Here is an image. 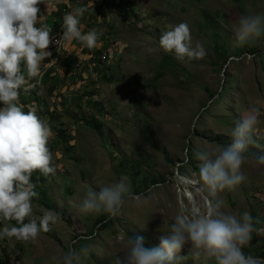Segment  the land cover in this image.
<instances>
[{
	"label": "rangeland",
	"instance_id": "374dc122",
	"mask_svg": "<svg viewBox=\"0 0 264 264\" xmlns=\"http://www.w3.org/2000/svg\"><path fill=\"white\" fill-rule=\"evenodd\" d=\"M74 1L52 0L48 13L46 5H38L46 18L36 26L49 27L52 36L65 13L85 6L86 31L101 33L98 45L65 42L53 72L58 80L44 84L43 105L39 92L19 96L25 112L34 106L53 133L48 147L56 172L33 173L39 195L31 218L38 221L41 209H49L60 219L34 244L0 240V264H60L65 252L82 245L90 254L81 264H114L126 251L127 237L158 247L177 214L203 210V194L188 183L196 179L200 154L229 145L236 122L253 108L261 115L255 143L244 154L245 179L219 198L221 211L237 217L247 211L258 218L257 228L264 227V165L256 161L264 155V38L235 43L239 17L264 18V0ZM182 22L190 27L192 45L205 48L204 59L181 63L160 49L162 32ZM68 44L83 48L85 56L66 59ZM50 59L41 62L40 71ZM91 121L100 124L99 131ZM121 179L132 193L150 194L147 202H129L115 218L80 213L87 190ZM243 251L264 258V235L253 233ZM186 254L187 246L181 255ZM180 264L205 262L188 258Z\"/></svg>",
	"mask_w": 264,
	"mask_h": 264
},
{
	"label": "clouds",
	"instance_id": "9594fccd",
	"mask_svg": "<svg viewBox=\"0 0 264 264\" xmlns=\"http://www.w3.org/2000/svg\"><path fill=\"white\" fill-rule=\"evenodd\" d=\"M47 6V13L55 7L52 0H0V240L14 238L23 243H36L41 233L52 230L59 221V214L41 209L42 216L33 219V199L38 198L33 173L45 177L54 175L53 155L48 143L53 136L46 121L37 115V109L20 102L21 91L29 92L36 85L30 81L40 71L41 62L51 56L47 51L51 43V29L37 27L46 15L38 5ZM88 11L85 6H76L63 16L62 37L56 41H78L83 47L95 48L100 32L91 29L81 31V18ZM264 38V18L258 15H242L235 29L237 46L254 43ZM159 47L172 54L181 63L202 60L206 50L199 42L192 45L191 30L187 23L169 25L162 32ZM53 62H55L53 60ZM127 103V102H124ZM261 113L253 108L239 119L231 131V143L213 152L200 154L196 179L189 184L203 194V210L194 207L191 211L177 214L167 233L162 231L159 246L145 248L142 238L127 237L126 251L114 259V264H180L181 260L214 261V264H264V258L245 254L244 247L253 233L264 235V227L257 228L258 218L249 212L239 217L221 211L219 194L235 191L244 181L241 171L245 153L254 144V130ZM256 161L264 165V155ZM150 194H134L124 179L99 191L87 190L79 205L81 214H104L108 218L119 216L126 204L146 203ZM28 222H25V219ZM16 221L15 225L9 224ZM187 246V254L181 255ZM90 248L82 245L72 247L62 256L60 264H81L89 256ZM53 259H56L53 257Z\"/></svg>",
	"mask_w": 264,
	"mask_h": 264
},
{
	"label": "built area",
	"instance_id": "2783aa9c",
	"mask_svg": "<svg viewBox=\"0 0 264 264\" xmlns=\"http://www.w3.org/2000/svg\"><path fill=\"white\" fill-rule=\"evenodd\" d=\"M61 25L56 29L55 33H53V35L51 36V43L49 48L47 49V51L51 52V56L49 57L51 58L50 61H48L46 63L45 68L39 71V74L33 80L30 81L31 83L36 85L35 88L29 90L31 91V94L43 90L44 84L46 83L45 81H47V79H49V77L54 74L53 72L56 69L57 65L59 64L61 57L59 55L62 53L63 50H65V45H64L65 42L60 46L56 43V41L59 40L63 35V30L61 28ZM53 60L55 62H53Z\"/></svg>",
	"mask_w": 264,
	"mask_h": 264
},
{
	"label": "crops",
	"instance_id": "0c3cea01",
	"mask_svg": "<svg viewBox=\"0 0 264 264\" xmlns=\"http://www.w3.org/2000/svg\"><path fill=\"white\" fill-rule=\"evenodd\" d=\"M62 2H65V4L67 5V4H69V5H74V3H75V1L74 0H62ZM91 16V19L90 20H94L93 18H92V15H90ZM84 17V16H83ZM86 20L87 19H85V18H81V24L83 25V27H82V29H81V31L83 32V33H87V26H88V23L86 22ZM73 41H76V40H73ZM73 43V42H72ZM85 48V47H84ZM83 51V48H81V50L78 48V46L77 45H73V44H68V52H67V50L65 51L66 52V56L67 57H65L66 59L67 58H72L73 60H75V59H77L78 60V56H80V57H84L85 56V53L84 52H82ZM87 58H90L89 56L87 57ZM64 73H63V76L65 77L66 76V73H65V70L63 71ZM53 77H54V79H53ZM53 80H58V78H57V75H55V76H50L49 77V79H48V81L46 82V84L45 85H47V84H51L52 82H53ZM43 93H44V90H42V91H40L39 93H38V97H40L41 98V101H42V105L44 104V102L43 101H45L44 99H43ZM39 98V99H40Z\"/></svg>",
	"mask_w": 264,
	"mask_h": 264
},
{
	"label": "trees",
	"instance_id": "16d2710c",
	"mask_svg": "<svg viewBox=\"0 0 264 264\" xmlns=\"http://www.w3.org/2000/svg\"><path fill=\"white\" fill-rule=\"evenodd\" d=\"M210 24H211V23H210ZM210 24H209V25H210ZM210 27H212V26L210 25ZM90 126H91L93 129L98 130V131H99L100 127H101L100 124H98L96 121H91V122H90ZM43 195H45V192H44ZM28 219H29V218H26V219H25V222H28ZM104 221H106V219H102V220H101V222H104Z\"/></svg>",
	"mask_w": 264,
	"mask_h": 264
},
{
	"label": "bare ground",
	"instance_id": "6f19581e",
	"mask_svg": "<svg viewBox=\"0 0 264 264\" xmlns=\"http://www.w3.org/2000/svg\"><path fill=\"white\" fill-rule=\"evenodd\" d=\"M185 184H188V183H186V182H184ZM193 197H194V195L192 196V199H193Z\"/></svg>",
	"mask_w": 264,
	"mask_h": 264
}]
</instances>
